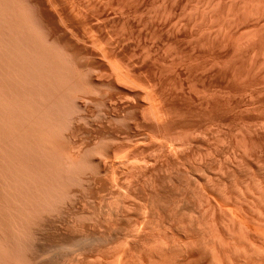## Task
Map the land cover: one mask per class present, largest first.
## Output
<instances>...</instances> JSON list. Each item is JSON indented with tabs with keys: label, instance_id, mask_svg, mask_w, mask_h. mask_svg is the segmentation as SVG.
I'll return each instance as SVG.
<instances>
[{
	"label": "bare ground",
	"instance_id": "6f19581e",
	"mask_svg": "<svg viewBox=\"0 0 264 264\" xmlns=\"http://www.w3.org/2000/svg\"><path fill=\"white\" fill-rule=\"evenodd\" d=\"M172 1L163 12L167 22L159 19L149 25L151 34L163 38L171 49L163 57L161 53L147 58L144 72L135 71V80L129 81L134 85L130 88L103 52L97 57L101 64L95 65L90 53L95 46L87 34L76 30L75 18L64 17L58 9L59 15L55 0H0V264H264V0H193L181 11L187 16L184 21L183 15L182 20L175 19L181 2ZM155 86L162 97L155 98L166 102L162 107L158 102L156 107L150 95ZM125 87L135 95L121 93ZM101 107L107 112L91 123L89 111ZM158 115L165 118L155 123L164 137L173 134L166 119L175 116L177 126L197 133L196 140L191 134L189 140L178 134L185 137L184 145L191 138L197 142L198 134L210 133L216 148L235 149L221 155L215 171L203 158L195 170L185 169L183 162L177 166L184 176L195 172L193 192L207 209L201 219L178 215L171 228L165 225L168 229L156 220L166 202L161 208L151 202L159 214L155 212L156 223L149 221L155 215L148 209L154 208L148 204L150 193L158 194L146 186L145 160L138 156L147 144H133L135 130ZM207 138L200 140L206 143ZM173 143L169 152L183 146ZM132 166L141 170L137 169V178L135 172L137 180L141 176L140 185L134 188L133 175L134 187L130 183L122 187L127 194L125 201L120 198L124 203L119 200L120 207L114 201L121 209L107 210V205H115L109 200L102 211L107 213L96 217L95 202L89 199L112 188L116 168ZM134 207L143 216L132 222L129 214ZM175 210L179 212L175 207L171 212ZM171 212L166 215L171 217ZM148 213L153 229L145 220ZM99 224L104 226L103 237L114 240L115 250L106 246L108 251L101 250L107 241ZM145 231L152 233L151 248L142 246L143 251L140 247L131 257L125 245L136 239L138 249ZM117 240L128 242L122 244L123 250L114 244Z\"/></svg>",
	"mask_w": 264,
	"mask_h": 264
},
{
	"label": "rangeland",
	"instance_id": "374dc122",
	"mask_svg": "<svg viewBox=\"0 0 264 264\" xmlns=\"http://www.w3.org/2000/svg\"><path fill=\"white\" fill-rule=\"evenodd\" d=\"M59 1V2H58ZM106 1H108V2H106ZM163 1V2H162ZM166 1H167V3H166ZM178 1H180L181 2V4H177V10H176V12H175V19H179V17H181L179 20H182V18H183V16H184V18H183V20L182 21H184V20H186V18H187V16H185V13H183V12H181L182 11V9L184 8V7H186V8H188V6L189 5H191V4H193L194 3V1L193 0H177V2ZM187 1H188V3H187ZM197 1V0H196ZM195 1V2H196ZM205 1V0H204ZM207 1V0H206ZM205 1V2H206ZM116 2V3H115ZM119 2V3H118ZM125 2V3H124ZM55 7H57L56 9H57V12H58V9L61 11V13H62V15H64V17H72L74 20H75V22L77 23V25L79 26V28H76V30H78V32H80L82 35L84 34V36L86 37V38H90L89 40V42H91V43H93V45L95 46L94 47V49H96V50H98L97 52H96V50H90V53L94 56H92L93 57V60H95L94 62H96L95 63V65H98V64H101V61L102 60H100L101 58H97V57H99V55L101 54V52H103L102 53V55L104 56H106L110 61H111V63H113V66L118 70L119 69V71H118V73H119V75H121L120 77H122L121 79L123 80V82L125 81V79H126V82H124L123 84H126V85H130V82L131 81H134L135 79V77H134V75H135V71H140V72H144V63L145 62H147V58H149L150 56H159L161 53V55L159 56V57H163V55L165 54V52L167 53L168 51H170V50H168V49H171V47H169L168 48V46L166 45V43L163 41V38H161L160 39V36H158V35H156V34H151V32H150V30H149V25H150V22L152 23H154V22H158L159 21V19H160V21L161 20H165L166 22H167V16H166V9H168L167 7H170L171 6V4L173 3V1L172 0H127V1H125V0H123V2H122V0H121V2H120V0L118 1V0H110V3H109V0H55ZM100 3V4H99ZM102 3V4H101ZM106 3H107V6H106ZM136 3V4H135ZM111 4V5H110ZM113 4V5H112ZM127 4V5H126ZM184 4V5H183ZM187 4V5H186ZM57 5V6H56ZM69 5H70V7H69ZM77 5V6H76ZM94 5V6H93ZM104 5V6H103ZM169 5V6H168ZM179 5V6H178ZM183 5V6H182ZM88 6V7H87ZM127 6V7H126ZM131 6V7H130ZM159 6V7H158ZM175 6V5H174ZM125 7V8H124ZM135 7V8H134ZM180 7V9H178ZM84 8V9H83ZM91 8V9H90ZM114 8V9H113ZM123 8V9H122ZM131 8V9H130ZM163 8V9H162ZM75 9H77L76 11H75ZM96 9V10H95ZM128 9V10H127ZM135 9V10H134ZM147 9V10H146ZM78 10H79V12H78ZM105 10V11H104ZM138 10V11H137ZM60 11L58 12L59 13V15L61 14L60 13ZM81 11V12H80ZM84 11V12H83ZM102 11V12H101ZM118 11V12H117ZM126 11V12H125ZM155 11V12H154ZM161 13H160V12ZM181 13H180V12ZM186 11V10H185ZM66 12H68V13H66ZM71 12V13H70ZM147 12V13H146ZM163 12H165V13H163ZM70 13V14H69ZM116 13V14H115ZM125 13V14H124ZM156 13V14H155ZM186 13H189V10H188V12H186ZM71 14H75L74 16L73 15H71ZM78 14V15H77ZM80 14V15H79ZM84 14V15H83ZM94 14V15H93ZM158 14V15H157ZM162 16H161V15ZM98 15H99V17H98ZM118 15V16H117ZM129 15V16H128ZM156 15V16H155ZM183 15V16H182ZM77 16V17H76ZM78 16H80L79 18H78ZM124 16H126V17H124ZM161 16V17H160ZM166 16V17H165ZM178 16V17H177ZM85 17V18H84ZM87 17V18H86ZM90 17H91V19H90ZM123 17V18H122ZM142 17V18H141ZM150 17V18H149ZM155 17V18H154ZM160 17V18H159ZM164 19H163V18ZM76 18H78V19H76ZM107 18V19H106ZM121 18V19H120ZM128 18V19H127ZM158 18V19H157ZM162 18V19H161ZM109 19V20H108ZM134 19V20H133ZM154 19H155V21H154ZM86 20V21H85ZM143 20V21H142ZM148 20V21H147ZM83 21V22H82ZM133 21V22H132ZM145 21V22H144ZM148 23H147V22ZM82 22V23H81ZM122 22V23H121ZM132 22V23H131ZM96 23V24H95ZM111 23V24H110ZM116 23V24H115ZM130 23V24H129ZM137 23V24H136ZM101 24V25H100ZM113 24V25H112ZM146 24V25H145ZM84 25H85V27H84ZM145 25V26H144ZM133 26V27H132ZM121 27V28H120ZM123 27V28H122ZM141 27V28H140ZM143 27V28H142ZM144 27H145V29H144ZM95 29V30H94ZM120 29V30H119ZM124 29V30H123ZM138 29V30H137ZM143 29V30H142ZM80 30V31H79ZM88 32H87V31ZM114 30H116V31H114ZM126 30V31H125ZM130 30V31H129ZM93 31V32H92ZM122 31H124V32H122ZM87 32V33H86ZM120 32H122V33H120ZM126 32V33H125ZM129 32V33H128ZM145 32V33H144ZM147 32V33H146ZM110 33V34H109ZM95 34H97V35H95ZM136 34V35H135ZM102 35V36H101ZM104 35V36H103ZM115 35V36H114ZM123 35V36H122ZM127 35H128V37H127ZM135 35V36H134ZM149 35H150V37H149ZM153 35V36H152ZM121 36V37H120ZM158 36V37H157ZM92 37V38H91ZM102 37V38H101ZM116 37V38H115ZM122 37H123V39H122ZM127 37V38H126ZM98 38V39H97ZM132 38V39H131ZM95 39H97V40H95ZM102 39V40H101ZM144 39V40H143ZM101 40V41H100ZM109 40V41H108ZM117 40V41H116ZM127 40V41H126ZM137 40V41H136ZM97 41V42H96ZM95 42V43H94ZM109 42V43H108ZM123 42V43H122ZM97 43V44H96ZM122 43V44H121ZM163 43V44H162ZM97 46H96V45ZM100 44V45H99ZM101 44H102V46H101ZM104 44H106V45H104ZM132 44V45H131ZM98 45L100 46V47H98ZM121 45V46H120ZM136 45V46H135ZM147 45V46H146ZM150 45V46H149ZM115 46V47H114ZM166 47V48H165ZM98 48V49H97ZM110 48V49H109ZM133 48V49H132ZM136 48V49H135ZM150 48V49H149ZM158 48V49H157ZM163 48V49H162ZM101 49V50H100ZM146 49V50H145ZM149 49V50H148ZM166 49H167V51H166ZM141 50V51H140ZM149 51V52H148ZM93 52H95V53H93ZM113 52V53H112ZM142 54H141V53ZM114 53H115V55H114ZM147 54V55H145V54ZM95 54V55H94ZM97 54V55H96ZM99 54V55H98ZM150 54V55H149ZM112 55V56H111ZM139 55V56H138ZM144 55V56H143ZM109 56V57H108ZM133 56V57H132ZM135 56V57H134ZM146 56V57H145ZM100 57H101V55H100ZM141 57V58H140ZM113 58H114V60H113ZM143 58V59H142ZM98 59V60H97ZM115 59H118V60H115ZM141 59V60H140ZM128 60V61H127ZM137 60V61H136ZM116 62V64H118L119 63V65L117 66L116 64H115V62ZM131 61V62H130ZM133 61V62H132ZM128 62V63H127ZM125 64V65H124ZM131 64V65H130ZM133 64V65H132ZM142 64V65H141ZM131 66V68H130V66ZM122 66V67H121ZM139 66V67H138ZM120 67V68H119ZM138 67V68H137ZM125 69V70H124ZM121 70V71H120ZM125 72H124V71ZM128 70V72H126ZM134 70V71H133ZM121 73V74H120ZM124 73H126V75L124 74ZM127 76V75H129V76H127V77H125V76ZM134 77V78H133ZM140 77H141V75H140ZM128 78H130V79H128ZM145 78V75H143L142 74V77H141V79L143 80ZM131 79H133V80H131ZM130 81V82H129ZM129 82V83H128ZM132 86H134V85H130V88H132ZM156 88H157V90H159L158 92L161 94V92H160V88H159V86H155V88L154 89H150V90H152L151 92L153 93L154 92V94H152V93H150V95H152L151 97H153V99L155 98V97H159V99L160 98H162L161 97V95L156 91ZM122 89V88H121ZM120 89V91H121V93H122V91H123V93L124 94H128V95H130V96H133V95H135V93L133 92V91H129V90H126V87L124 88V89H122L121 90ZM156 91V92H155ZM121 93L117 96V97H121ZM158 93V94H157ZM157 96H156V95ZM150 95H149V98H150ZM159 95V96H158ZM156 100H154V102L156 101V107H158V103H159V99L158 98H155ZM136 100V98H134V102H135V104H133L134 106L137 104V100ZM163 101V104L165 105L166 104V102L164 103V100L162 99L161 100V102ZM146 102H148V101H146ZM153 102V103H154ZM158 102V103H157ZM139 104H141L140 102H138V105ZM162 103H159V106H161L162 107V105H163ZM91 111V112H90ZM89 111V113H88V115H89V121L91 122V123H96L97 121H98V119H96V118H100V116L102 115V114H104V113H106L107 111H106V109H104L103 107H101V108H92L91 110ZM96 111V112H95ZM91 113V114H90ZM94 113V114H93ZM100 113V116L98 117L97 115ZM158 116H160V115H158ZM154 117H156V120L153 118V120H151V122H147V123H145L144 125H143V128H140L139 130H135V131H137V132H134V134L136 135V136H134L133 137V144L136 146V145H138V144H142L143 145V143L145 144H147L146 146L145 145H143V146H145L144 148H142L141 149V155H142V157H141V155H138L139 156V158H142L143 160H145L144 162H145V173L147 174H145L146 176H143L144 177V179H145V181L148 179V184L146 185V186H149V188H154L155 190H153L152 188V190L151 189H148L149 190V193L151 192V191H154V193H156V194H158V195H154L152 192L150 193V195L152 196V198H150V200L148 201V204L149 203H151V202H155L156 203V206L157 205H159L158 207H160L161 205H162V203H165V204H163L160 208L161 209H159V213H161V212H164L163 214L161 213V214H159V213H157V208H156V206H154V204L153 203H151L152 204V207H154V208H152V209H150V207L148 206V209H149V211L150 212H152V214H153V211H154V214H155V212L157 213V214H159L158 216H159V219L157 218L156 220L157 221H159V222H157V223H159V224H163V226H170V227H168V228H171V225H173L174 224V221L176 220V219H178V215H181V217L182 218H184V217H186L185 215L183 216V214H192V216H194L195 218H199V216H200V218L199 219H201V217H204L205 218V216H204V210H206L207 208L205 207L206 206V204H204V203H202L201 204V206H200V203L198 202V196H197V194H196V192H193V191H195V188H196V186L195 185H197L196 183H195V185L193 184L195 181V178L194 179H192L193 177H195L194 176V174L193 173H195V172H193L192 173V175H190L189 177H187L186 175L184 176V174L182 175V174H180V172H182V169L179 171V168L181 167V165H182V162H183V165L185 166L186 165V167H185V169H189L190 170V168H192L193 170H195V165H196V163L197 162H199L198 161V159H201V160H203V159H205V161H206V163H207V165L209 166V168H210V170L211 171H215L216 170V167H217V165H218V161H220V159H222L221 158V155H226V156H228V154H232L233 152H235V151H233V149L234 148H232L231 149V147H228V150H227V148H225L224 147V149H226V150H224L223 149V147L221 148V147H217L216 148V145L214 144V142L212 143V139H213V137L211 136V134L210 133H206L203 137L201 136V135H197V137L198 136H200L199 138L200 139H202V138H207V136L206 135H209L208 136V138L206 139V141L208 142H206V143H204V142H202L200 139H198L199 140V142L201 141V143H199L198 142V140H197V142H195L194 141V139L193 140H191L192 138H195V140H196V134L192 131V130H190V129H188L187 127H184L183 125V127H180V126H177V125H180V123L179 124H177V122H178V118H176L175 116H169L168 117V119H166V122L167 123H164L165 125L167 124V125H170V123H171V132H173V134L170 136H165L164 137V135L159 131V129L157 128V126L155 125V123H156V121H159V122H161V121H163V122H165V118L162 116V118H161V116L160 117H157V116H154ZM161 118V119H160ZM163 119V120H162ZM155 120V121H154ZM171 120V121H170ZM96 121V122H95ZM154 121V122H153ZM181 120L179 119V122H180ZM158 122V123H159ZM170 122V123H169ZM162 123V122H161ZM150 126H149V125ZM152 126V127H151ZM169 126V127H170ZM146 130H145V129ZM150 132H149V131ZM145 131V132H144ZM147 131V132H146ZM157 132V133H156ZM142 134L143 136H141L140 134ZM148 133V134H147ZM152 133V134H151ZM156 133V134H155ZM185 135H184V134ZM192 133H194L195 135H193ZM137 134H139V136H137ZM178 134L181 136V134L182 135H184V136H186L187 138H188V140H189V138H190V134H191V136H192V138L190 139V142L191 143H189L188 145H184L183 144V141H185V137H178ZM145 135V136H144ZM151 135V136H150ZM141 136V137H140ZM150 136V137H149ZM159 136V137H158ZM194 136V137H193ZM206 136V137H205ZM177 137V138H176ZM138 138V139H137ZM148 138V139H147ZM150 138V139H149ZM161 138V139H160ZM178 138H179V140H178ZM209 138H210V140H209ZM172 140V142H174L173 144H178V145H183L182 146V148H179V149H177L178 151H175V152H173V150H172V152H169L171 149V147H169V145H170V143L172 144V142H170L171 140ZM177 139V140H176ZM163 142H162V141ZM170 140V141H169ZM187 140V139H186ZM205 139H203V141H204ZM136 141V142H135ZM151 141V142H150ZM165 141V142H164ZM176 141V142H175ZM179 141V142H178ZM138 142V144H136ZM140 142V143H139ZM157 142V143H156ZM170 142V143H169ZM182 144H181V143ZM212 143V145L214 144L215 145V147H214V145H213V147H211L210 145H211V143ZM160 145H159V144ZM162 143V144H161ZM169 143V144H168ZM197 143V144H196ZM210 143V144H209ZM155 144V145H154ZM201 144V145H200ZM166 145V146H165ZM168 145V146H167ZM193 145V146H192ZM160 146H161V148H162V150H161V148H160ZM199 146V147H198ZM166 147V148H165ZM168 147V148H167ZM194 147V148H193ZM202 147V148H201ZM204 147V148H203ZM159 148V149H158ZM212 150H211V149ZM152 149V150H151ZM165 149V150H164ZM169 149V150H168ZM218 149V150H217ZM220 149H223V150H220ZM149 150V151H148ZM151 150V151H150ZM168 150V151H167ZM198 150V152L196 153L195 151H197ZM214 150V151H213ZM230 150V151H229ZM235 150V149H234ZM203 151V152H202ZM205 151V152H204ZM221 151V152H220ZM225 151V152H224ZM207 152V153H206ZM209 152V153H208ZM228 152H230V153H228ZM151 153H153V154H151ZM157 153V154H156ZM205 153V154H204ZM215 153V154H214ZM226 153V154H225ZM138 154H140V151H139V153ZM145 154H147V155H145ZM169 154V155H168ZM93 156V153H90V156ZM143 155H145V156H143ZM152 155V156H151ZM168 155V156H167ZM174 155V156H173ZM178 155V156H177ZM193 155V156H192ZM203 155V156H202ZM204 155H206V156H204ZM210 155V156H209ZM220 157H219V156ZM230 155H229V157H230ZM147 156V157H146ZM165 156V157H164ZM197 156V157H196ZM199 156V157H198ZM209 156V157H208ZM144 157H145V159H144ZM174 157V158H173ZM206 157H208V158H206ZM148 160H147V159ZM160 158V159H159ZM182 158V159H181ZM191 158V159H190ZM196 158V159H195ZM203 158V159H202ZM212 158V159H211ZM171 159V160H170ZM207 159V160H206ZM153 160H155L156 161V163L153 161ZM169 162H168V161ZM210 160V161H209ZM215 160V161H214ZM186 161V162H185ZM190 161V162H189ZM209 162V164H208V162ZM212 161V162H211ZM147 162V163H146ZM150 162V163H149ZM152 162H154V163H152ZM166 163V164H165ZM172 163V164H171ZM185 163V164H184ZM190 163V164H189ZM216 163H217V165H216ZM147 164H149V165H147ZM163 164H165V165H163ZM163 165V166H162ZM211 165V166H210ZM148 166L150 167V169L148 168ZM153 166V167H152ZM165 166V167H164ZM177 166H179V168L177 167ZM188 166V167H187ZM190 166V167H189ZM193 166V167H192ZM131 167V166H130ZM130 167L128 168V170H127V167H123V168H116L115 169V171H114V178H115V176H116V174L118 175V176H116V178H115V181L113 182V184H112V188L110 189H108V190H104V191H102V193L100 192L98 195H95V197L93 198H91V199H89L90 200V202H95L94 204L96 205V206H98V208L93 204V206H94V212H96V211H98L99 212V214H98V212H96L95 213V216L97 217V216H101V215H105L106 213H104L105 212V208L104 207H106V205L107 204H111L112 202H113V204H117L118 203V205H120V203L121 204H123L124 203V201H125V199H124V196H127V194H126V192H125V190H123V186H125V187H127V185L126 184H131V186H132V182H133V184H134V186H135V184L136 185H140V183L142 182V180L140 179L141 178V176H139V180H137L136 178H137V176H138V173L141 171L140 170V168H138L139 166H132L133 168L130 170ZM124 168H126V171H125V169ZM153 168V169H152ZM184 168V167H183ZM214 168V169H213ZM139 170V172H137L138 170ZM147 169V170H146ZM164 169V170H163ZM213 169V170H212ZM123 172H122V171ZM131 172H130V171ZM148 170H149V172H148ZM152 170V171H151ZM163 170V171H162ZM178 172H177V171ZM119 171V172H118ZM129 171V172H128ZM154 171V172H153ZM124 172H126V173H124ZM135 172L137 173L136 174V178H135ZM150 172H152L151 174H148V173H150ZM119 173V174H118ZM123 175H121V174ZM197 173V172H196ZM166 174V175H165ZM178 174V175H177ZM199 174V173H198ZM121 175V176H120ZM133 175H134V177H133ZM150 175V176H149ZM152 175V176H151ZM161 175V176H160ZM169 175V176H168ZM177 175V176H176ZM181 175V176H180ZM153 176H154V178H153ZM182 177L181 179H179L180 177ZM127 177V178H126ZM131 177H133V181L131 182V180H132V178ZM146 177V178H145ZM124 180H123V179ZM152 179H154V180H152ZM188 179V180H187ZM127 180V181H126ZM135 180H137V182H138V184H137V182L135 181ZM123 181V182H122ZM158 181H159V183H158ZM194 181V182H193ZM125 182V183H124ZM135 182V183H134ZM147 182V181H146ZM172 182H173V184H172ZM191 182V183H190ZM121 183V185H119V184ZM187 185V186H184L185 184ZM150 184V185H149ZM159 184H160V187H159ZM183 184V187H181L180 185H182ZM153 185V186H152ZM157 185V186H156ZM175 185V186H174ZM119 186H120V188H119ZM134 186H132L131 188H133ZM192 186V187H191ZM123 187V188H122ZM156 187L157 188H159V189H156ZM198 187V186H197ZM135 189H137V186H135L134 187ZM148 188V187H147ZM185 188V189H184ZM189 188H190V190H189ZM194 188V189H193ZM112 189H113V191H112ZM117 189V190H116ZM187 189V190H186ZM151 190V191H150ZM166 190H168V191H166ZM111 191V192H110ZM117 191H119V193L117 192ZM122 191H124L123 193H124V195H123V193H122ZM135 191V190H134ZM158 191H160V192H158ZM182 191V193H180ZM185 191V192H184ZM114 192V193H113ZM166 193V194H163V193ZM175 192V193H174ZM111 193V194H110ZM116 193V194H115ZM162 193V195H160L159 196V194H161ZM173 193V194H172ZM104 194V195H103ZM119 194H122L123 196L121 197V195H119ZM177 194V195H176ZM182 194H185V195H182ZM191 194V195H190ZM195 194H196V196H195ZM114 195V196H113ZM117 195V196H116ZM165 195H167V196H165ZM172 195V196H171ZM189 195H190V197H189ZM193 195V196H192ZM99 196V197H98ZM109 196V197H108ZM113 196V197H112ZM115 196L117 197V198H115ZM159 196V198L160 199H158L157 197ZM162 196V197H161ZM178 196V197H177ZM182 196V197H181ZM98 199H97V198ZM119 197V198H118ZM167 197V198H166ZM96 198V199H95ZM101 198V199H100ZM120 198H122L123 200L121 201L120 200ZM157 198V199H156ZM187 198V199H186ZM198 198V199H197ZM93 199V200H92ZM104 199V200H103ZM114 199V200H113ZM117 199V200H116ZM173 199V200H172ZM188 199H190L189 201H188ZM92 200V201H91ZM101 200H103L102 202H101ZM109 200L111 201V203L109 202ZM121 202H120V201ZM160 200V201H159ZM167 200V201H166ZM171 200V201H170ZM97 201V202H96ZM98 201L100 202V204L98 203ZM114 201H116L115 203H114ZM173 201V202H172ZM92 202V203H93ZM107 202V203H106ZM120 202V203H119ZM169 202V203H168ZM171 202H172V204H171ZM198 202V203H197ZM92 203H91V205H92ZM97 203H98V205H97ZM104 203H106V205L104 204ZM159 203V204H158ZM180 203V204H179ZM175 204V205H174ZM114 205V206H115ZM118 205H116V208L114 209V206L113 205H110V206H108L107 205V207H106V209L107 208H109V209H112V210H116V212H117V209H118V211L121 209L120 207H121V205H120V207H118L117 208V206ZM164 205H165V207H164ZM174 205V206H173ZM177 205V206H176ZM179 205V206H178ZM113 206V207H112ZM182 206V207H181ZM185 206V207H184ZM97 208V210H96V208ZM172 207H173V209H174V207H175V209H177L179 212L177 213V211L175 212V211H173V213L175 214H177V215H174L172 212H171V210H173L172 209ZM205 208V209H203V208ZM104 208V209H103ZM186 209L187 208V210H185V211H183L182 209ZM203 210H202V209ZM102 209V210H101ZM109 209H107V210H109ZM156 211H155V210ZM189 209V210H188ZM101 210V211H100ZM106 210V211H107ZM137 210V211H136ZM151 210H153V211H151ZM165 210V211H164ZM183 211V213H180L181 211ZM102 211H104L103 213H102ZM136 211V212H135ZM148 211V212H149ZM189 211H191L192 213H190ZM200 211V212H199ZM169 212H171V217L174 215V216H176V217H174L173 216V218H171V217H169V214H168V216L166 215L167 213H169ZM189 212V213H188ZM102 213V214H101ZM180 213V214H179ZM101 214V215H100ZM151 214V215H152ZM153 214V215H154ZM157 214H155L154 216H153V218L151 219L150 218V220H149V217H152L151 215H150V213H148V215L147 214H145L144 216L146 217V216H148L147 218L148 219H145V220H149V221H155L154 220V217L157 215ZM139 213H138V209L136 208L135 209V207L133 208V209H131V211H130V214H129V216L130 217H132V222H134L137 218H139ZM190 215H188V216H190ZM137 216V217H136ZM140 216H143V215H140ZM164 216H166L165 218H164ZM168 217V218H167ZM180 217V216H179ZM180 217V218H181ZM92 218V217H91ZM99 218V217H98ZM104 218H106V216H102L101 218H99L100 220H101V223H103L104 221L103 220H105ZM179 218V219H180ZM95 220V218L93 217L92 218V221H94ZM169 219H172V222H171V220H169ZM99 220V221H100ZM134 220V221H133ZM92 221H91V223H92ZM148 221V223L150 224L151 222H149ZM165 222L166 223H172V224H170V225H168V224H165ZM154 223H156V221L155 222H153V224ZM104 224V223H103ZM103 224H99V231H101V230H103L104 231V226H103ZM152 224V223H151ZM153 224L150 226L152 229H153ZM102 225V226H101ZM153 226V227H152ZM163 226H162V228H163ZM164 227V228H166V229H168L167 227ZM155 228V227H154ZM151 229V230H152ZM103 231H101V233H103ZM149 232V231H148ZM145 233H146V231H145ZM105 233H103V234H100V235H102L101 237H103V235H104ZM152 237V233L150 232V234L149 233H146V236L144 235V237H145V239H144V237L142 238V236L140 237V240L142 241V243L140 242V240H139V243H138V245H139V247H138V249H137V244H136V246L134 245V242L136 241V239H134V241L133 240H131V241H133V242H131V241H128L129 243H130V245H129V243L128 242H126V243H128V245H125L126 243H122V244H124L126 247H128V249L127 250H129V255H131V257H132V255H133V257L137 254L136 252H137V250H139L140 251V247L142 248V246H143V248H145V249H148V248H151V246H148V245H151L150 244V240H148V239H150L151 237ZM105 236V235H104ZM149 237V238H148ZM103 238H105V240L107 241V242H103V240H102V242L105 244H103V243H101V245H103V249H101V250H104V249H108V250H115V249H113L112 248V242H114V240L112 241H109V240H107L106 239V237H103ZM137 239H139V238H137ZM104 240V241H105ZM108 241L109 242H111L110 244L108 243ZM138 241V240H137ZM146 241H148V242H146ZM116 243H114L115 245L116 244H118V240L117 241H115ZM146 242V243H145ZM106 243H107V245H106ZM132 243H133V245H132ZM135 243H137V242H135ZM148 243V244H147ZM108 244H109V246H108ZM113 244V247L115 246ZM119 244H120V242H119ZM118 244V245H119ZM122 244H120L121 245V248H122V250H123V245ZM143 244V245H142ZM141 245V246H140ZM146 245V246H145ZM105 246H106V248H105ZM117 246V245H116ZM123 246V247H122ZM148 246V247H147ZM110 247V248H109ZM120 247V246H119ZM119 247H116V249H118ZM126 247H125V249H126ZM147 247V248H146ZM121 248H119L118 250H120ZM131 248H132V251H131ZM136 248V249H135ZM143 248L141 249V251H143ZM105 250V251H108V250ZM127 250H125V251H127ZM134 250H135V252H134ZM138 251V252H139ZM135 254V255H134ZM132 260V258L130 259V261Z\"/></svg>",
	"mask_w": 264,
	"mask_h": 264
}]
</instances>
